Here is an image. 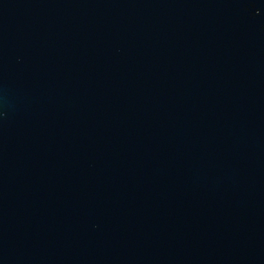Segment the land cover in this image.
Wrapping results in <instances>:
<instances>
[{
  "label": "water",
  "instance_id": "1",
  "mask_svg": "<svg viewBox=\"0 0 264 264\" xmlns=\"http://www.w3.org/2000/svg\"><path fill=\"white\" fill-rule=\"evenodd\" d=\"M0 264H264V0H0Z\"/></svg>",
  "mask_w": 264,
  "mask_h": 264
}]
</instances>
